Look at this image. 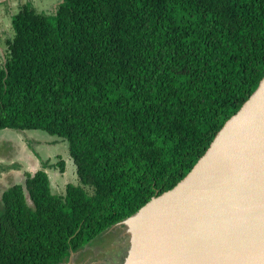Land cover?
Wrapping results in <instances>:
<instances>
[{
  "label": "trees",
  "instance_id": "obj_1",
  "mask_svg": "<svg viewBox=\"0 0 264 264\" xmlns=\"http://www.w3.org/2000/svg\"><path fill=\"white\" fill-rule=\"evenodd\" d=\"M11 28L0 130L66 140L77 182L2 192L0 264L66 262L173 188L264 77V0L25 2Z\"/></svg>",
  "mask_w": 264,
  "mask_h": 264
},
{
  "label": "water",
  "instance_id": "obj_2",
  "mask_svg": "<svg viewBox=\"0 0 264 264\" xmlns=\"http://www.w3.org/2000/svg\"><path fill=\"white\" fill-rule=\"evenodd\" d=\"M148 208L141 222L148 235L133 230V250L124 264H220L235 251L231 244H242L241 263L257 257L264 264L263 229L253 241L245 239L261 224L260 216L264 223V77L188 174L125 220ZM205 219L212 221L211 231L192 232L191 225ZM231 222L232 239L223 242L220 235Z\"/></svg>",
  "mask_w": 264,
  "mask_h": 264
},
{
  "label": "rangeland",
  "instance_id": "obj_3",
  "mask_svg": "<svg viewBox=\"0 0 264 264\" xmlns=\"http://www.w3.org/2000/svg\"><path fill=\"white\" fill-rule=\"evenodd\" d=\"M59 1L61 0H0V55L4 54L5 38L12 36L11 17L19 10L20 5L30 2L38 10L51 14ZM59 157L66 162L67 171L64 173H61L55 165ZM35 160L39 164V169L43 167L49 169L54 193H62L67 183H76V177L70 168L73 162L68 154L66 140L52 136L43 130L2 129L0 130V206H2V192L9 186L22 182L25 170L32 169L31 165H36ZM34 170L30 171L34 172ZM148 211H150L149 208L143 210L139 215L140 218L136 217L114 224L85 247L72 252L69 259L61 264H124L133 250L135 236L133 230L143 231L146 237L148 235L141 224L146 216H149ZM161 219L165 222V217Z\"/></svg>",
  "mask_w": 264,
  "mask_h": 264
},
{
  "label": "bare ground",
  "instance_id": "obj_4",
  "mask_svg": "<svg viewBox=\"0 0 264 264\" xmlns=\"http://www.w3.org/2000/svg\"><path fill=\"white\" fill-rule=\"evenodd\" d=\"M217 203V200H215L214 201V204H216ZM260 217H262V216H260ZM260 217L258 218V221H259V223H261V224H258L259 226H256V227H254L253 229H252V231L251 230H249V232H250V234L245 238V239H251L252 238V236H254L255 234H257L258 233V229H259V227H260V230L262 231V229H263V232H264V223H262V221H263V219L261 220L260 219ZM140 218V217H139ZM144 221V220H143ZM210 220H207V219H205L204 220V222H203V224H201V225H199V223H198V221H195L192 225H191V228H192V232H196V233H198V232H200V233H203V232H206L207 230H209V231H211V229H212V221H210ZM234 224L231 222V223H229L228 224V228H225L226 230H227V233H225V232H223V234L221 233V237H220V239L221 238H224L222 241L224 242L226 239L228 240L227 242H230V240L232 239L231 237H232V234H233V229H232V226H233ZM250 226L252 225V224H249ZM249 227V226H248ZM249 229V228H248ZM243 230V229H242ZM232 232V233H231ZM152 233V235H153V231L151 232ZM224 234H227V236H224ZM205 235V234H204ZM221 241V240H220ZM251 241H253V238L251 239ZM232 248H234V252H233V254L232 255H228L225 259L226 260H220L219 259V261H220V264H243V262L241 263L240 261H239V259L237 258L238 257V254H240V253H242V249H243V246H242V244H241V246L238 248V245H230ZM242 255H244V254H242ZM243 257H246V256H243ZM246 258H248V257H246ZM225 262V263H224ZM244 264H260V261H259V259L256 257H254L253 258V260H252V262L251 263H249V262H247V263H244Z\"/></svg>",
  "mask_w": 264,
  "mask_h": 264
},
{
  "label": "crops",
  "instance_id": "obj_5",
  "mask_svg": "<svg viewBox=\"0 0 264 264\" xmlns=\"http://www.w3.org/2000/svg\"><path fill=\"white\" fill-rule=\"evenodd\" d=\"M68 161H69V160H68ZM69 162H70V161H69ZM32 163H33V160H32ZM34 163H36V165H35V166H34V165H31V166H33L32 169H26L25 171H30V170H34V169H35V170L39 169V164H38V162L35 160ZM65 166H66V165H65ZM70 168H71V170H72L71 172L73 173L74 177H76V174H75V167H74V165L70 166ZM35 170H34V171H35ZM46 171H47V173H48V176H49V179H50V184H51V178H50V174H49V169L47 168ZM65 171H67L66 168H65L64 172H65ZM64 172H61V173H64ZM75 182H77V177H76Z\"/></svg>",
  "mask_w": 264,
  "mask_h": 264
}]
</instances>
